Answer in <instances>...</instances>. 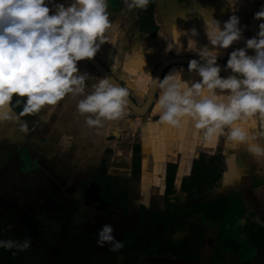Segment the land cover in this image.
Returning a JSON list of instances; mask_svg holds the SVG:
<instances>
[{"label": "clouds", "instance_id": "9594fccd", "mask_svg": "<svg viewBox=\"0 0 264 264\" xmlns=\"http://www.w3.org/2000/svg\"><path fill=\"white\" fill-rule=\"evenodd\" d=\"M152 0H123L128 10L144 11ZM238 0H227L233 7ZM108 0H0V122L19 115H34L55 108L67 96L78 97L76 110L89 127L122 119L129 90L117 86L108 76L95 77L81 71L78 63L92 60L108 41L107 33L117 25L109 19ZM260 21L256 35L233 48L221 76L217 60L221 50L242 39L243 28L237 15L222 23L205 19L208 44H198V32L190 29L187 49L199 59H190L187 71L199 79H181L183 68L164 77L146 74L156 90L153 111L156 122L177 129H190L199 142L211 144L221 138L226 145L243 148L254 157H264V5L253 14ZM209 45L211 47H209ZM180 45L177 44V54ZM248 50H252L249 54ZM150 51V50H149ZM86 87L90 91H86ZM27 130V125H21ZM67 146L70 137L62 136ZM12 229L14 226H7ZM27 237L0 238V249L17 252L29 249ZM118 251L123 243L115 239L111 224L97 232L96 245Z\"/></svg>", "mask_w": 264, "mask_h": 264}, {"label": "crops", "instance_id": "0c3cea01", "mask_svg": "<svg viewBox=\"0 0 264 264\" xmlns=\"http://www.w3.org/2000/svg\"><path fill=\"white\" fill-rule=\"evenodd\" d=\"M56 2L66 4L68 0ZM108 2L109 19L117 25V30L107 33L108 41L95 58L129 90L132 101L140 105L150 87L145 73L153 77L163 61L196 55L185 51L190 29L197 30L198 37L194 39L198 44H208L205 19L210 17L222 23L232 14L239 17L244 26L242 39L221 50L218 61L224 65L228 53L233 48L243 47L244 40L249 38L253 14L264 0H238L235 12L227 0H152L144 11L126 9L123 0ZM177 44L180 45L179 54ZM78 67L92 76L88 84L94 83L95 77H101L86 61L79 62ZM180 68H183L181 79L189 82L199 79L194 72L187 71V64L167 67L160 78ZM90 90L86 87V91ZM77 99L67 96L50 111L34 115H19L22 104L17 105L15 119L0 122V167L5 165L7 170L12 166L6 171L8 178L16 173H20L21 181L24 178L50 181L52 178L58 183L63 198L81 202L82 183H92L95 174L105 180H129L133 168H137L140 170L139 185H143L141 180H144V191L148 192L152 184L161 189L168 170H172L176 189L182 185L185 176H191L195 161L202 158L204 175L196 176V180L204 178L207 163L211 161L216 167V175L215 171L211 175L213 187L222 197L217 201L231 204L236 212L241 210V214L249 215L250 219L252 214L258 215L255 222H250L264 228V157L257 158L243 148L226 145L223 138L205 145L190 129L157 123L154 99L143 116L134 115L126 107L122 119L89 127L85 117L76 110ZM24 124L26 131L21 130ZM165 128L169 130V142L154 148L157 130ZM62 136L70 137L67 146L61 142ZM5 168L0 170V176ZM162 171L160 179L158 173ZM237 175L239 179H236ZM131 188L130 194H133L134 186ZM85 203L88 212L95 208H90L94 204ZM246 205L250 207L251 215L247 214Z\"/></svg>", "mask_w": 264, "mask_h": 264}, {"label": "rangeland", "instance_id": "374dc122", "mask_svg": "<svg viewBox=\"0 0 264 264\" xmlns=\"http://www.w3.org/2000/svg\"><path fill=\"white\" fill-rule=\"evenodd\" d=\"M212 164L208 161L202 179L196 180L195 171L185 176L181 187L185 186L186 190L176 186L177 193L170 199H177L181 213L187 215L175 222L156 213L157 210L166 212L163 200L166 185L158 190L157 185H151V175V189L145 192L146 184L141 180L143 185H139L137 168H133L129 180L112 178L82 183V201L78 202L63 198L58 183L52 178L21 181L20 173L8 178L6 171L12 166L6 170L3 165L0 167V170L5 168L0 176V238L23 240L27 237L31 244L28 250L15 256L11 251L0 249V264H264V237L260 231L254 233L252 240L247 238L239 244L237 235L245 238L243 227L258 218L251 215L249 206L246 205V212L251 219L238 210L230 221L235 230L221 238H218L220 223L207 218L208 204L222 198L213 187L211 175L214 171L216 175V167ZM158 174L162 179L163 171ZM132 186L134 192L130 194ZM134 197H138L137 201H147L144 219H140L133 231L132 245L115 252L107 244L98 247L97 232L104 223L112 225L114 237L124 229L132 232L129 213L133 214L130 205ZM85 202L94 204L90 207L95 206L93 211L88 212ZM125 202L127 207L123 205ZM9 224L14 227L9 229ZM70 227L73 230L67 233ZM186 255L190 257L184 258Z\"/></svg>", "mask_w": 264, "mask_h": 264}, {"label": "trees", "instance_id": "16d2710c", "mask_svg": "<svg viewBox=\"0 0 264 264\" xmlns=\"http://www.w3.org/2000/svg\"><path fill=\"white\" fill-rule=\"evenodd\" d=\"M137 166V164L135 163V167ZM172 170H168L167 172V176H166V188H165V193L163 194V200H165V208L164 210L166 211L164 214H162L161 210H157L156 213L158 215H164V217L167 219V221L169 220H180L183 217H185L187 214L185 213H181L180 210V206H179V202L175 196V201L171 200L170 197L173 195H176L177 191L174 187V179L171 175ZM194 171L196 173L197 176L202 177L204 174V166H203V161L202 158H199L195 161L194 163ZM99 179L100 181H104L105 179H103V177L98 176L97 174H95V180ZM181 187V186H180ZM181 190H186L185 186L180 188ZM138 198V197H137ZM134 197L132 198L133 200L131 201V211H133L132 213H129V220L130 222H132L133 227H132V232H126L125 229L122 230L116 237L115 239L121 241L123 243V248L129 247L130 245H132L133 243V238H134V230L136 229V227L138 226V222L140 221V219H144V216L146 214V206H145V202L147 201H140V199H138ZM144 199V198H143ZM138 203V206L135 205ZM126 205V202L125 204ZM216 206H218V208L216 209ZM225 207V209H223L222 207ZM127 207V205H126ZM125 208V207H124ZM170 209H172V211H170ZM163 210V211H164ZM137 214V215H136ZM237 214V212L235 211V209L233 208V206L230 204H227L225 201H217L216 203L213 204H208V214H207V218H210V221L212 220H216L220 223V231L221 233L218 234V238H221L222 236H226V234L231 235L232 232L235 230V228H233L230 224L233 222L232 218L233 215ZM176 218V219H175ZM249 221V220H247ZM235 227V226H234ZM73 227H70L67 229V233L68 231L71 232L73 229ZM244 231L242 234H245L244 236H246L245 238H242V236L240 234H238V239H239V244H243L244 240L247 238H250V240H252L254 233L255 232H261L262 237H264V228L260 227L259 225H256L255 223H250V226L247 227H243ZM255 229V230H254ZM254 230V231H253ZM259 232V233H260ZM201 234V233H200ZM200 234H198L196 236V238L198 239L200 237ZM120 250V249H119ZM190 257L189 255H186L184 258H188Z\"/></svg>", "mask_w": 264, "mask_h": 264}, {"label": "water", "instance_id": "95a60500", "mask_svg": "<svg viewBox=\"0 0 264 264\" xmlns=\"http://www.w3.org/2000/svg\"><path fill=\"white\" fill-rule=\"evenodd\" d=\"M264 5V2L258 7V9L256 10L259 11L261 6ZM259 21L254 19L252 17L251 20V27H250V37H253L256 35L257 32V25H258ZM249 54H252V50H248ZM190 59H199L196 55L193 56H189V57H174V58H170L167 59L165 61H163L155 70V73L153 75L154 78H160L163 71L172 65H184L187 64L188 61ZM88 65H90L101 77L103 76H108L111 81L116 84L117 86H121L118 81L116 80V78L94 57L92 60H85ZM217 64H219L221 66V76H228L230 73L228 71L223 70V64L217 60ZM155 92L156 90L154 88L149 87V90L147 92V96L145 98V100L143 101L142 104L137 105L135 104L132 99L130 98V96L128 97V104H127V109L132 112L134 115L136 116H143L146 114V112L149 110L150 106L152 105L154 96H155Z\"/></svg>", "mask_w": 264, "mask_h": 264}, {"label": "snow or ice", "instance_id": "6c2138e0", "mask_svg": "<svg viewBox=\"0 0 264 264\" xmlns=\"http://www.w3.org/2000/svg\"><path fill=\"white\" fill-rule=\"evenodd\" d=\"M137 73L135 72V70H133V75H136ZM169 130L168 129H163V130H157V135H156V143H154V148H156L157 146L159 147H163L165 146L168 142H169ZM236 179H239V176H236Z\"/></svg>", "mask_w": 264, "mask_h": 264}]
</instances>
